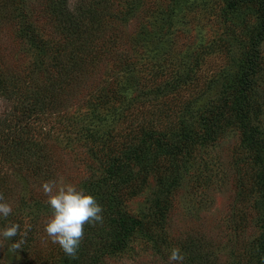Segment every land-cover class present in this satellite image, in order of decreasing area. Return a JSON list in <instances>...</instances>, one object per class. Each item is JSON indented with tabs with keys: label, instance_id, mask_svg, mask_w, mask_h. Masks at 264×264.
Listing matches in <instances>:
<instances>
[{
	"label": "trees",
	"instance_id": "1",
	"mask_svg": "<svg viewBox=\"0 0 264 264\" xmlns=\"http://www.w3.org/2000/svg\"><path fill=\"white\" fill-rule=\"evenodd\" d=\"M225 1L232 8L264 7V0ZM144 3L0 0V197L12 208L0 228L19 225L10 238L24 253L18 264H100L139 240L169 254L175 190L194 163L202 170L200 161L207 162L209 149L233 127L240 135L232 183L239 207L230 219L236 231L258 228L254 263L264 264L258 34H248L234 70L201 83L199 56L157 55L170 36L147 28ZM134 18L139 26L130 31ZM9 24L13 35L3 34ZM151 175L156 196L135 215L128 202ZM64 178L102 207V221L84 225L74 257L43 233L51 209L42 185Z\"/></svg>",
	"mask_w": 264,
	"mask_h": 264
},
{
	"label": "rangeland",
	"instance_id": "2",
	"mask_svg": "<svg viewBox=\"0 0 264 264\" xmlns=\"http://www.w3.org/2000/svg\"><path fill=\"white\" fill-rule=\"evenodd\" d=\"M143 11H148L141 18L148 29L163 28L162 31H168L163 39L170 36L157 55L172 58L187 53L189 59L199 56L201 83L224 68H236L234 58H240L243 45L248 43V34H258L257 46L264 57V30L260 26L264 19L263 6L247 3L232 8L225 0H145ZM156 14L161 16L160 20L155 19ZM167 22L171 28H167ZM138 26L134 18L128 29L132 31ZM3 34L13 35V26L6 25ZM143 45L149 49L151 43L143 42ZM261 71L259 85L263 93L264 65ZM239 136L236 127L224 133L209 149L207 162L200 161L202 170L198 171L194 163L191 173L184 175V182L174 192L167 232L171 235L168 238L171 248L178 247L184 256L181 264H256L254 242L260 231L256 226L236 231L230 219L233 207H239L237 192L232 186L236 179L234 155ZM65 184H70L65 178L57 183L58 186ZM157 189L156 177L151 175L146 189L128 202L132 213L141 216L147 211ZM12 243L10 238L0 240L1 264H18L24 259L21 250L9 251ZM165 254L155 252L150 242L145 244L139 240L126 252L107 257L100 264H176Z\"/></svg>",
	"mask_w": 264,
	"mask_h": 264
},
{
	"label": "clouds",
	"instance_id": "3",
	"mask_svg": "<svg viewBox=\"0 0 264 264\" xmlns=\"http://www.w3.org/2000/svg\"><path fill=\"white\" fill-rule=\"evenodd\" d=\"M42 187L51 209L44 231L66 256L74 257L84 233V225L102 221V207L91 193L77 189L74 185L58 186L55 181H47ZM11 212V206L0 197V218L7 217ZM18 228L19 225L15 223L0 228V240L17 235ZM19 246V242H14L9 246V251L15 252ZM183 259L178 247L169 251V261L181 264Z\"/></svg>",
	"mask_w": 264,
	"mask_h": 264
}]
</instances>
